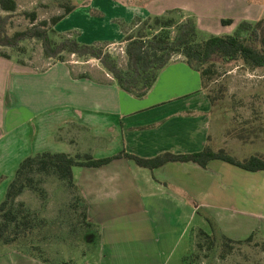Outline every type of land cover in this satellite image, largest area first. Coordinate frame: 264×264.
<instances>
[{"label": "crops", "instance_id": "obj_1", "mask_svg": "<svg viewBox=\"0 0 264 264\" xmlns=\"http://www.w3.org/2000/svg\"><path fill=\"white\" fill-rule=\"evenodd\" d=\"M172 7L194 15L198 28L208 35H218L215 31L222 28L231 32L243 20H264V0H93L89 12L75 8L54 28H62L58 31L62 35L74 34L81 43H114L119 37L123 41L124 29L135 18L161 16ZM94 17L99 21H90ZM72 69L67 62H55L42 72L24 73L22 87L48 77L55 79L49 83L54 90L74 74ZM101 71L92 69L83 72L89 78H80V73L68 79V95L62 102L67 115L62 114L55 127H45L44 144H40L44 151L107 157L124 150L150 158L164 152H198L208 144L211 103L200 76L181 56L172 58L142 98L124 92ZM60 99L57 95L54 103ZM154 123L159 124L144 129ZM43 124L40 121L35 127L41 129ZM89 143L97 148L92 151ZM230 166L212 160L205 169L193 163H168L149 170L122 158L100 168H81L77 173L73 169L77 194L85 200L88 220L98 230L101 252L96 263L183 264L182 257L194 249V230L210 232L207 220H213L215 203L231 197V191L219 186L220 173L223 177L236 174L244 185L254 183V177L264 179V171ZM202 210L205 214L198 215ZM236 221L225 223L226 230L222 223L214 230L229 238L248 235L250 223ZM124 226L134 229L129 233ZM260 226L264 234V223ZM0 264L47 263L7 252L0 256Z\"/></svg>", "mask_w": 264, "mask_h": 264}, {"label": "rangeland", "instance_id": "obj_2", "mask_svg": "<svg viewBox=\"0 0 264 264\" xmlns=\"http://www.w3.org/2000/svg\"><path fill=\"white\" fill-rule=\"evenodd\" d=\"M92 1L72 0V3L77 9H86L87 13ZM123 1L129 3L130 0ZM63 2L64 0H16L17 8L10 14L8 33L12 34L31 25L30 18L25 16L26 12L36 13L35 22L48 20L53 15L61 14ZM170 10L182 9L172 7L167 11ZM183 12L186 13V11ZM175 16L178 17V14ZM105 20L110 21L109 18ZM90 21L95 22L99 19L94 17ZM128 28L126 26L125 30L128 31ZM61 30L62 28L57 26V32ZM228 30L230 29L222 28L215 31V34H233L236 29L231 32ZM79 36L82 34L79 33ZM121 39L119 37L116 42L104 43L102 46L105 51L113 55L122 68H125L126 42ZM0 50L10 55V58H7L0 53L1 203L19 163L28 155L46 150L41 147L44 144L45 127H55V123L61 119L60 116L67 115V105L62 102H65L68 95L69 80L75 79L74 74L78 75L92 69L108 72L96 59L79 58L76 55L64 53L65 62L74 69V74L70 73L69 80H61L60 86L53 90L51 85L49 87V83L55 82V79L41 77L37 78V82L35 80L28 82V77H25L24 81L28 84L22 87L24 73L42 72L57 61L44 56L41 43L36 39L22 42L17 49L0 47ZM178 56L175 55L173 59ZM216 66V75L203 87L206 95L221 97L211 105L209 144L214 149L224 147L238 158L247 157L256 152L264 153V68L250 69L240 61ZM57 73L58 70L55 76ZM108 76L112 77L109 73ZM57 95L61 96V99L55 104L54 99ZM40 121L44 123L41 129L39 126L35 127V124H39ZM158 124L148 125L144 129ZM34 135L36 140L33 143ZM74 143L71 142L72 145ZM89 146L92 151L97 148L91 143ZM98 154L96 158L106 157L101 155L102 153ZM78 170L81 168H74L76 173ZM37 178L41 179L40 186L46 190L45 198L42 199L34 191L26 190L18 200L25 202L27 207L35 211L37 217L45 222L42 229L33 235L32 242L23 246L21 252L40 262L46 261L47 264H97L96 261L99 260L101 252L98 230L96 226L86 227L81 223L78 219L80 210L75 211L71 207L77 191L67 187L55 175L39 174ZM254 179V183L250 181L244 185L238 175L223 177L220 173L219 186L226 191H231V197L229 200H219L215 203L217 209L211 214L213 220H207L209 224L207 225L210 226L208 230H213L217 236L216 246L207 249L204 245L203 249L199 250V257L194 264H264V234L260 226L264 223V179L258 177ZM205 212L206 210H202L198 215H203ZM232 219L235 222H237L236 219H240L250 223V233L243 235L242 238H235L244 240L251 234L253 238L250 242L235 244L231 251L224 252L220 247L221 234L216 233L214 229L219 225L221 227L222 223L224 224L222 228L226 230L225 223ZM124 229L130 233V229L134 227L124 226ZM198 229L200 228L194 230V235ZM234 235L239 236L240 233ZM235 238L231 239L238 240ZM7 252L22 254L15 249V246L0 245V256Z\"/></svg>", "mask_w": 264, "mask_h": 264}, {"label": "trees", "instance_id": "obj_3", "mask_svg": "<svg viewBox=\"0 0 264 264\" xmlns=\"http://www.w3.org/2000/svg\"><path fill=\"white\" fill-rule=\"evenodd\" d=\"M61 7V14L38 22H35V12H26L25 16L30 18L31 25L9 34L10 14L15 12L17 3L16 0H0V47L17 49L22 42L36 39L41 43L44 56L57 62H65L64 53L79 58L96 59L111 74L121 90L136 98H142L152 89L161 70L175 55L181 56L187 66L198 73L202 89L216 75L217 64L240 61L250 69L264 68L263 19L243 20L236 26L233 34L208 35L198 28L194 15H186L182 10H170L164 15L145 19L135 18L128 31L124 29L126 65L122 68L113 55L104 50V43L85 44L74 35L59 34L54 28L55 25L76 8L71 0H64ZM175 14H178V17ZM0 53L10 58L9 54L1 50ZM79 76L88 75L83 73ZM207 97L211 105L221 98L211 94ZM209 139L210 135L207 137L208 144L198 152H164L150 158L124 150L103 158H96L89 152L70 154L52 151H41L26 156L16 168L0 203V245L15 246V249L21 252L23 246L32 242L33 235L42 229L45 221L38 218L36 212L28 208L25 202L18 200L26 190L34 191L42 199L45 198L46 190L40 186L41 179L37 178L39 174L55 175L67 187L77 191L73 173L75 167L100 168L122 158L149 170L161 168L168 163H193L205 169L210 161L219 160L247 172L264 171V153L256 152L238 158L224 147L214 149L209 144ZM75 197L71 207L75 211L80 210V222L86 227L95 226L88 220L85 200L78 196L77 192ZM194 236V249L182 257L183 264H194L199 257V250H202L204 245L207 249L216 246L217 236L213 230L207 232L198 229ZM252 238L253 234L244 240H233L221 233L220 247L222 251L229 252L235 244L250 242Z\"/></svg>", "mask_w": 264, "mask_h": 264}]
</instances>
